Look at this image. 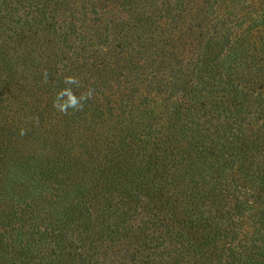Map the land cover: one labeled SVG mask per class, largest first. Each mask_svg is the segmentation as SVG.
I'll list each match as a JSON object with an SVG mask.
<instances>
[{
  "label": "trees",
  "instance_id": "1",
  "mask_svg": "<svg viewBox=\"0 0 264 264\" xmlns=\"http://www.w3.org/2000/svg\"><path fill=\"white\" fill-rule=\"evenodd\" d=\"M221 1L0 0V264H264V0Z\"/></svg>",
  "mask_w": 264,
  "mask_h": 264
},
{
  "label": "clouds",
  "instance_id": "2",
  "mask_svg": "<svg viewBox=\"0 0 264 264\" xmlns=\"http://www.w3.org/2000/svg\"><path fill=\"white\" fill-rule=\"evenodd\" d=\"M44 82H47L48 74L47 70L43 73ZM63 84L67 85V87L61 88L58 92H56L55 97L52 102V107L60 112L61 114H69V109H72L73 111H82L85 103L92 99L94 94V89L88 88L85 91L81 92L79 95L76 94V92L73 90V86L75 88H81L83 87L82 81L77 78L76 76L69 75L65 76L63 79ZM33 122L38 126L39 124V118L33 117ZM26 130L21 129L20 135H25Z\"/></svg>",
  "mask_w": 264,
  "mask_h": 264
},
{
  "label": "rangeland",
  "instance_id": "3",
  "mask_svg": "<svg viewBox=\"0 0 264 264\" xmlns=\"http://www.w3.org/2000/svg\"><path fill=\"white\" fill-rule=\"evenodd\" d=\"M197 1H198V0H197ZM223 1H224V0H222L221 3H223ZM224 2H225L224 5L221 6V10H220V11H221V14H223V13L226 12V9H227V6H226V5H227L228 3L230 4V1H229V0H225ZM242 2H243V0H242ZM102 5H103V3H102ZM102 5H101V4L98 5V8H101V7L104 8ZM179 10H185V11L183 12V13L185 14V16H188V17L191 16V13L189 12V11H190V10H189V7H186L185 5H184V7H183V6H180ZM184 14H183V15H184ZM214 15H217V14L215 13ZM156 41L158 42V40H156ZM161 46H162V45H160V44L158 43V46H157V47L159 48V47H161ZM150 47H152V44L150 45ZM155 47H156V46H155ZM153 48H154V47H153ZM167 48H170V47H167ZM171 48H173V47H171ZM155 49H156V48H155Z\"/></svg>",
  "mask_w": 264,
  "mask_h": 264
}]
</instances>
